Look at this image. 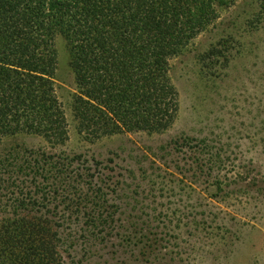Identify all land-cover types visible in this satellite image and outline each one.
<instances>
[{"label": "rangeland", "instance_id": "obj_1", "mask_svg": "<svg viewBox=\"0 0 264 264\" xmlns=\"http://www.w3.org/2000/svg\"><path fill=\"white\" fill-rule=\"evenodd\" d=\"M52 50V81L71 124L62 149L90 161L102 193L88 205L111 218L95 242L73 219L65 264H264V0L217 8V19L171 59L179 111L161 134L82 141L68 110L78 91L60 34ZM39 152L55 151L36 135L0 141V166L13 171L0 193H48L15 174ZM98 194L102 207L93 205Z\"/></svg>", "mask_w": 264, "mask_h": 264}, {"label": "trees", "instance_id": "obj_2", "mask_svg": "<svg viewBox=\"0 0 264 264\" xmlns=\"http://www.w3.org/2000/svg\"><path fill=\"white\" fill-rule=\"evenodd\" d=\"M235 2L0 0V141L36 135L55 151L34 153L33 165L15 172L48 193H0V264H65L62 248L76 238L66 231L73 219L94 242L111 219L88 205L91 193H102L90 161L62 149L71 124L52 81L54 36L70 54L78 93L68 110L82 141L161 134L179 111L171 59L217 19V8ZM12 172L1 165L0 181ZM101 197L93 205L102 207Z\"/></svg>", "mask_w": 264, "mask_h": 264}]
</instances>
